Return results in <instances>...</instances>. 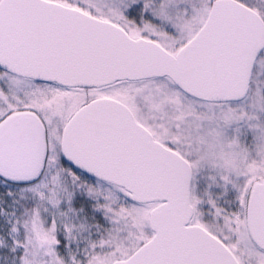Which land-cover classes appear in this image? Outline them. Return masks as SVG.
<instances>
[{
  "label": "snow or ice",
  "instance_id": "6c2138e0",
  "mask_svg": "<svg viewBox=\"0 0 264 264\" xmlns=\"http://www.w3.org/2000/svg\"><path fill=\"white\" fill-rule=\"evenodd\" d=\"M0 264H264V0H0Z\"/></svg>",
  "mask_w": 264,
  "mask_h": 264
}]
</instances>
